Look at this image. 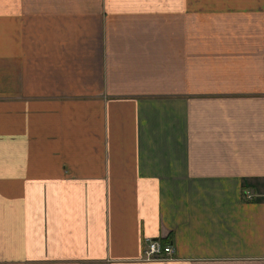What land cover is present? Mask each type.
Returning <instances> with one entry per match:
<instances>
[{
	"label": "crops",
	"instance_id": "crops-1",
	"mask_svg": "<svg viewBox=\"0 0 264 264\" xmlns=\"http://www.w3.org/2000/svg\"><path fill=\"white\" fill-rule=\"evenodd\" d=\"M0 264H264V0H0Z\"/></svg>",
	"mask_w": 264,
	"mask_h": 264
},
{
	"label": "built area",
	"instance_id": "built-area-1",
	"mask_svg": "<svg viewBox=\"0 0 264 264\" xmlns=\"http://www.w3.org/2000/svg\"><path fill=\"white\" fill-rule=\"evenodd\" d=\"M252 196V190H244V198H251ZM143 253L147 259H167L173 256L174 249L171 245H161L157 240H147Z\"/></svg>",
	"mask_w": 264,
	"mask_h": 264
}]
</instances>
